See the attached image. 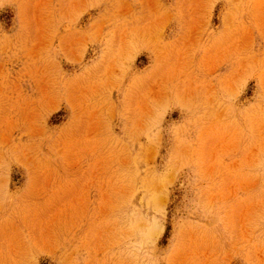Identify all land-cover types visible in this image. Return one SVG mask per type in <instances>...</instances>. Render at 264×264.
Masks as SVG:
<instances>
[{
    "label": "rangeland",
    "instance_id": "obj_1",
    "mask_svg": "<svg viewBox=\"0 0 264 264\" xmlns=\"http://www.w3.org/2000/svg\"><path fill=\"white\" fill-rule=\"evenodd\" d=\"M0 264H264V0H0Z\"/></svg>",
    "mask_w": 264,
    "mask_h": 264
}]
</instances>
